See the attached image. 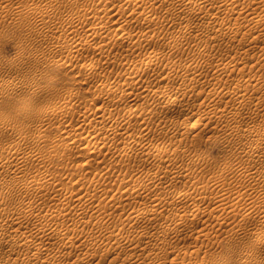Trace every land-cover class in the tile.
<instances>
[{
  "label": "rangeland",
  "instance_id": "rangeland-1",
  "mask_svg": "<svg viewBox=\"0 0 264 264\" xmlns=\"http://www.w3.org/2000/svg\"><path fill=\"white\" fill-rule=\"evenodd\" d=\"M46 1L2 0L0 2V10L6 6L8 9L11 8L3 14L0 11V113L9 119L7 127L0 131V155L4 153L5 146L19 141L15 128L26 129L32 137L35 136L32 133H41L45 137V140L40 143L45 161L29 160L25 164L24 179L27 176L32 177L46 171V164L50 162L49 170L59 177L67 179L85 175V182L89 184L93 178L90 170L93 171L96 168L106 173L105 176L96 179L111 190L119 187L117 192L123 191L124 198L126 196V200L122 199L121 203H118L119 207L113 208L115 210L113 214H116L117 211H126L124 212L125 218L135 206V208H139L147 203L150 204V202H159L161 199H163L162 206L170 205L165 206L166 210L164 207L161 211L158 209L159 211L153 214L154 217L151 215V219L150 216L142 219L138 227L139 230L135 229V223L133 224L130 219L126 220L120 216L117 219V216L112 214L108 218L106 217L107 224L111 229L114 228L115 233L125 229L128 230L125 234L129 233L130 235L128 241L127 238H122L118 241L119 244L114 242V247L108 254L107 250L105 251L104 243L106 241L113 243L114 241L109 231L104 229L105 232H103L104 230L100 229V232L95 219L84 221L87 225L83 224L84 222L80 225L74 222L80 217L85 219L86 214H91L93 212L91 208L94 207L83 206L84 213H80L71 205L72 207L69 209L72 214L68 210L71 220L51 219L52 223L47 221L45 224L56 226L59 221L61 225L63 224L64 230H67L71 235H79L80 231L87 233L85 230H88L90 235L98 236L100 243L99 245L90 244L80 237L82 240L77 239L76 242L69 243L70 246L74 245L72 250L70 246L67 249L64 248L65 241L62 239L47 238L40 241L42 246L51 247L42 258V264H74L76 258L74 252L81 256L88 255L91 258L88 260V264H264V36H260V34L264 35V3H262L264 1L255 0L256 2L251 1V3L249 0H238L240 3L234 0V6L240 7L241 4L245 6L246 9L242 5L240 7L244 9L243 11L236 7L227 9L225 5L223 6L224 1L221 0L216 2L218 4L222 2L217 4L218 9L216 10L218 11H215L219 14L222 13L218 14L219 17L227 15L225 16L227 17L226 26L229 29L236 25V27H243H241L242 30L240 28L235 31L236 39L233 35L230 37L224 35V37L219 34L221 22L216 23L219 28L209 26V17H207L209 14L204 15L205 17H197L194 11L189 10L190 13L187 11L184 15L182 13L181 17H177L178 19L167 21V17H169L167 8L160 3H158L159 5L156 3L159 8L156 4V7H151L150 3L148 4L150 0H144L143 5L141 3L143 0H138L140 3L133 2L134 0L131 2L130 0H113L114 2L112 0L109 2L107 0ZM38 2L39 5H37ZM111 2L112 4H110ZM106 5L113 6L109 12L102 10L104 9L102 7ZM123 6L125 7L123 8ZM134 6L137 10H134L136 9ZM119 7L120 10H118ZM154 8L157 11H153L156 10ZM113 9L118 10L119 14ZM145 9L150 12L149 15L153 16V19L149 17L147 21L144 20ZM236 9H239L243 14ZM132 10L135 11V14L131 12ZM141 11L143 12L140 13ZM246 12L249 14H245ZM250 12L258 17L260 15V18L262 16V25L256 23L255 27L253 22H249L252 15ZM114 13L115 15H112ZM226 13L229 14V18ZM142 14L145 16L143 17ZM138 15L140 19H136ZM237 15H239V19H236ZM245 16L250 17L246 19ZM71 17L74 18L73 22H71ZM161 17H164L163 20ZM157 18L159 20H155ZM186 18L193 22L194 28L191 27V31L184 29L186 26L183 20ZM228 19L234 27L232 24L230 25ZM123 21L127 22L123 23ZM158 21L159 23H157ZM179 22L182 23V26ZM119 23H121L120 26ZM149 24H151L150 28ZM158 24L160 27H154ZM169 24H171V28L168 27ZM162 25L165 27L164 29H162ZM100 26L103 29L99 28ZM247 27L251 32L253 30V33L247 31ZM125 30L126 35L128 33L130 35L126 36ZM259 31L260 33H258ZM122 32L123 36H121ZM237 32L240 33L237 34ZM216 33L219 34L217 36L219 38L215 37ZM171 34H174L176 38L170 46L168 42L172 40ZM197 34H200L199 36L203 34V37L200 38ZM132 35L137 38L135 37V39ZM252 35L256 36L258 44L254 43V47L248 41L253 37ZM139 36L143 37L145 42ZM220 36L223 38L220 39ZM186 37H189L187 41ZM129 39H134L133 42L136 41V43L133 44ZM189 40L194 43L192 44ZM209 41L210 43L207 44ZM177 43H180V47ZM198 43L201 45L199 46ZM134 46L135 48H133ZM132 48L137 50L132 51ZM247 48L248 50H245ZM243 49L251 53H246L245 59L241 58V56H245ZM147 56L154 59L150 60ZM121 57H123L122 60ZM144 57L146 58L142 59ZM220 58L221 60H219ZM240 59L245 62H241ZM229 60L230 62H228ZM135 61L138 63L137 67H132V63L135 66ZM165 62L168 63L167 66ZM227 62L232 69L223 65ZM169 63L171 64L169 65ZM88 66L94 69L89 70L86 68ZM168 66L170 67L168 68ZM134 68L137 69L134 70ZM138 71L140 74L137 73ZM130 74H132L131 77H129ZM115 80H120L121 83L119 81L116 83ZM131 82L132 84H130ZM110 83L116 87L110 86ZM108 85L115 91L110 89L112 93L106 91L109 88ZM237 85L241 86L242 90L238 96L234 91L235 88H232ZM119 92H122L121 95ZM243 101H246L245 105ZM41 109L46 110L42 117ZM101 110H105L104 112L107 113L105 117L109 118V121L106 119L101 123L106 127L99 123L98 129H94L93 125L95 124H91V121L102 120L101 117H96L97 112ZM91 113L96 115L92 116ZM108 114L109 116H107ZM228 115H233V117ZM194 117L201 118L200 126H191V120ZM86 119L89 120V123L84 121ZM224 120L230 121L228 122L230 124ZM113 124L118 129L114 134L112 133ZM108 126L109 128H107ZM233 126L236 129H233ZM91 129L99 131L91 134ZM65 134L67 135L65 136ZM258 137L262 138V141L260 138L258 141ZM20 142L24 152L35 145L31 141ZM58 147L62 149V152L53 153L51 149ZM257 149H260V152ZM91 150L94 151L93 154H90ZM258 156L260 157L257 158ZM14 168V166L10 167V172L7 174H0V183L12 182L15 177ZM258 174L260 175L257 176ZM259 177L260 179H258ZM120 178H124L123 184L120 183ZM134 180H139V182L136 184ZM129 182L132 185H129ZM124 183L127 184L124 185ZM121 184L122 186H120ZM180 190L186 192L189 197L187 202H181L183 204H178L173 199ZM129 192H132V195L131 193L127 195ZM19 193L18 190H14L12 194L0 197V201L9 208L17 206L21 197ZM46 196L49 197L48 205L43 206L44 209L50 207V204L54 205L52 207L58 203L60 205L59 199L49 200L53 196ZM34 198L30 197L26 200L29 199L31 202ZM170 198L173 200L170 201ZM165 201L167 202L165 203ZM195 204L199 206L196 207ZM85 207L90 211H86ZM171 209L173 211H170ZM184 209L187 211L185 210V212ZM76 212L78 215L75 216ZM79 215L80 217H78ZM168 215L170 218H166V221L165 217ZM185 216L188 218L186 219ZM121 218L124 221L121 222ZM172 218L175 220L178 218L177 223L173 222ZM109 219H112L113 222ZM169 220L171 221L169 222ZM0 222H7L5 212L2 210L0 211ZM64 223H68L69 226ZM126 223L128 227L125 225ZM173 223H175L174 226ZM179 223L182 225L177 226ZM143 225L149 229L144 237L140 236L142 229L145 230ZM32 227V222L26 221L21 232L29 231ZM171 227L173 230L171 229L169 232ZM95 228L97 231H94ZM159 229H166L163 236L156 233ZM133 231H135L134 235L131 234L134 233ZM17 233L20 232L16 225H11L0 233V243L5 244V248L2 247L0 250V262L22 264L13 258L14 255L9 256V251L7 252L9 244ZM96 233L102 234L100 236ZM157 235L160 239L157 238ZM122 240L130 242L132 245L126 241L124 244ZM135 241L138 245L135 244ZM65 250L71 251L72 255L65 254ZM19 252L22 255L26 254V247L19 248ZM40 259L35 258V261L39 262ZM27 264H33V262H27Z\"/></svg>",
  "mask_w": 264,
  "mask_h": 264
},
{
  "label": "bare ground",
  "instance_id": "bare-ground-1",
  "mask_svg": "<svg viewBox=\"0 0 264 264\" xmlns=\"http://www.w3.org/2000/svg\"><path fill=\"white\" fill-rule=\"evenodd\" d=\"M2 1V0H1ZM0 1V2H1ZM43 1H46V0H43ZM57 1H59V0H57ZM106 1V0H105ZM108 2H109V0H107ZM111 1V0H110ZM133 1V0H132ZM135 1H137L138 2V0H134L133 2H135ZM219 0H153V1H151L150 0V2H148V4L150 3V6L152 7H156V5L158 4V3H160L161 5H164L166 8H167V13L169 14V17H167V18H165V19H167V21H172L174 18H177V17H179L182 13H183V15H184V13L185 12H189V10H192V11H194L195 13V15L197 16V17H200V16H203V17H205L204 15H206V14H209V16H207V17H209V26L210 25H212L213 26V28L215 27V26H217V22H221V24H219V25H221V28H220V31H219V34L220 35H226L227 37L229 36H231V35H233V37L235 38V35H234V33H235V31H238V29L240 30V28L242 27H240V26H238V27H236L237 25L236 24H234V25H236L235 27L233 26V24L232 23H230V19H228L229 20V23H230V25L232 24V27H234V28H230L229 29V27H227L226 26V20H227V17H225V16H227V15H225L224 17L223 16H221V17H219L218 16V14L219 13H216V11H218V10H216V9H218V5L219 4H221L222 2H220L219 4L218 3H216V2H218ZM221 1H224V2H226V4H224V2H223V6L225 5L226 7H227V9L228 8H233V7H236V6H234V0H231V1H229V0H221ZM253 2V1H255V0H249V2ZM261 1V0H260ZM264 1V0H263ZM47 2V1H46ZM45 2V3H46ZM51 2V1H50ZM53 2V1H52ZM112 2H114L113 0H112ZM112 2L110 3V4H112ZM123 2V1H122ZM126 2V1H125ZM129 2V1H128ZM127 2V3H128ZM130 2H131V0H130ZM146 2V1H145ZM237 2H240V1H238L237 0ZM247 2V1H246ZM248 2V3H249ZM251 2V3H252ZM256 2V1H255ZM258 2V1H257ZM138 3H140V2H138ZM142 3V5H143V3H144V0H143V2H141ZM157 3V4H156ZM241 3V2H240ZM245 3V2H244ZM247 3V4H248ZM262 3H264V2H262ZM44 4V3H43ZM43 4H41V5H43ZM102 4V3H101ZM108 4V3H107ZM120 4H121V2H120ZM135 4V3H134ZM146 4H147V2H146ZM147 4V6H148V8H149V5ZM156 4V5H155ZM218 4V5H217ZM238 4V3H237ZM246 4V3H245ZM244 4V5H245ZM258 4V3H257ZM37 5H39V2H38V4ZM50 5V4H49ZM49 5H48V7H49ZM124 5V4H123ZM145 5V4H144ZM159 5V4H158ZM157 5V6H158ZM160 5V6H161ZM236 5V4H235ZM242 6H243V4H241ZM240 5V7H242ZM250 5V4H249ZM252 5V4H251ZM29 6V5H28ZM44 6V5H43ZM103 6V5H102ZM101 6V7H102ZM109 6V5H108ZM107 5L106 6H104V7H102V8H104V9H102V10H105V11H108L109 12V10H111L112 9V5L110 6V7H108ZM115 6V5H114ZM120 6V5H119ZM126 6V5H125ZM125 6H123V8L125 7ZM129 5L127 4V7H128ZM136 6H137V4H136ZM147 6H146V8H147ZM8 6H6V7H3L2 8V10H0L1 12H2V14H3V12H8L10 9H8L7 8ZM27 7V6H26ZM25 7V8H26ZM35 7V6H34ZM41 7V6H40ZM46 5H45V9H46ZM132 7V6H131ZM135 7V6H134ZM138 7V6H137ZM143 7V6H142ZM222 7V6H221ZM225 7V8H226ZM240 7H236V8H239L241 11H243L244 9H241ZM244 8H245V6H243ZM249 7V6H248ZM20 8H22V7H20ZM19 8V9H20ZM30 8H32V7H30ZM29 8V9H30ZM37 8V7H36ZM35 8V9H36ZM136 8V7H135ZM158 8H159V6H158ZM161 8V7H160ZM224 8V7H223ZM14 9V8H13ZM39 9V8H38ZM43 9V8H42ZM41 9V10H42ZM49 9V8H48ZM134 9V8H133ZM143 10H144V7L142 8ZM153 9V8H152ZM152 9H151V11H152ZM154 9H156V8H154ZM163 9V8H162ZM220 9V8H219ZM237 10V11H240V10ZM246 9V8H245ZM21 10V9H20ZM19 10V11H20ZM25 10V9H24ZM34 10V9H33ZM37 10V9H36ZM113 10H115V9H113ZM118 10H120V7H119V9ZM118 10L116 11H114V12H118ZM128 10V9H127ZM134 10H137V8L136 9H134ZM139 10V9H138ZM146 10V9H145ZM160 10V9H159ZM216 10V11H215ZM232 10H234V9H232ZM12 11V10H11ZM38 11H40V9L38 10ZM43 11V10H42ZM153 11H157V9L156 10H153ZM165 11V10H164ZM223 11V10H222ZM228 11V10H227ZM240 11V13H242ZM250 11V10H249ZM0 12V13H1ZM21 12H23V10H21ZM131 12H133V10L131 11ZM135 12V11H134ZM133 12V14H135ZM143 11H141L140 13H142ZM163 12V11H162ZM221 12V11H220ZM225 12V11H224ZM232 12H234V11H232ZM19 13V12H18ZM42 13H44V12H42ZM107 13V12H106ZM121 13V12H120ZM122 13H123V11H122ZM121 13V14H122ZM137 13V12H136ZM190 13V12H189ZM235 13H236V11H235ZM251 14H252V12H250ZM40 14H41V12H40ZM118 14H119V12H118ZM120 14V15H121ZM125 14V13H124ZM132 14V13H131ZM138 14H139V12H138ZM150 12H148V10H146V16L145 15H143V17L145 16V19L144 20H148V18L149 17H151L150 15ZM222 14V13H221ZM221 14H219V15H221ZM226 14H228V13H226ZM231 14V13H230ZM238 14H239V12H238ZM243 14V13H242ZM245 14H249V13H245ZM244 14V15H245ZM112 15H115V13L114 14H112ZM119 15V16H120ZM130 15V14H129ZM128 15V16H129ZM188 15V14H187ZM191 15V14H190ZM194 15V16H195ZM236 15V14H235ZM243 15V16H244ZM254 16V19H252L253 18V16ZM251 15V21H249V22H253V24H254V26L256 27V23H258V24H261L262 23V16H261V18H260V15H259V17L257 16V18L255 17V15L254 14H252ZM123 16V15H122ZM125 16V15H124ZM127 16V15H126ZM154 16H156L155 14H154ZM161 16V15H160ZM159 16V17H160ZM163 16V15H162ZM166 16H168V15H166ZM189 16V15H188ZM192 16H193V14H192ZM232 16V15H231ZM234 16V15H233ZM136 17V16H135ZM135 17H133V19L135 18ZM153 17V16H152ZM151 17V18H152ZM181 17V16H180ZM206 17V19H208ZM239 17V15H237V18L236 19H239L238 18ZM242 17V16H241ZM247 17H250V16H247ZM246 16H245V18L246 19H248ZM119 18H121V16L119 17ZM147 18V19H146ZM150 18V19H151ZM155 18V17H154ZM162 18V17H161ZM164 18V17H163ZM163 18L161 19V20H163ZM189 18V17H188ZM193 18V17H192ZM195 18V17H194ZM228 18H229V14H228ZM244 18V17H243ZM125 19V18H124ZM136 19H140V17H139V15H138V18L136 17ZM149 19V20H150ZM153 19V18H152ZM164 19V20H165ZM178 19V18H177ZM185 19V18H184ZM199 19V18H198ZM233 19V18H232ZM231 19V20H232ZM250 19V18H249ZM117 20H119V19H117ZM121 20V19H120ZM122 20H123V18H122ZM129 20V19H128ZM135 20V19H134ZM155 20H159V18H157V19H155ZM155 20H153V21H155ZM176 20V19H175ZM192 20V19H191ZM202 21H204L203 19H201ZM74 21V18L73 17H71V22H73ZM135 21H137V20H135ZM145 21V22H146ZM166 21V22H167ZM177 21H179V20H177ZM181 21V20H180ZM184 22V24H185V26H186V28H184V29H187V31H191L190 30V28L191 27H193L194 28V26H193V22L192 21H190V19H187L186 18V20H183ZM199 22H200V20H198ZM238 21V20H237ZM237 21H234V22H237ZM245 21V20H244ZM127 21H123V23H126ZM129 22V21H128ZM142 22H143V20H142ZM149 22V21H148ZM174 22V21H173ZM172 22V23H173ZM196 22V21H195ZM194 22V23H195ZM241 22V21H240ZM248 22V23H249ZM136 23V22H135ZM144 23V22H143ZM157 23H159V21L157 22ZM156 23V24H157ZM179 23H181V22H179ZM198 23V22H197ZM202 23V22H201ZM207 23H208V21H207ZM241 23H243V22H241ZM247 23V24H248ZM152 24H154V23H152ZM163 24H164V21H163ZM166 24V23H165ZM175 24V23H174ZM196 24V23H195ZM216 24V25H215ZM238 24V23H237ZM244 24V23H243ZM242 24V25H243ZM119 26L121 25V23H119L118 24ZM143 25V24H142ZM150 25L151 24H149V28H150ZM166 25H168V24H166ZM171 24H169V28H171V26H170ZM197 25V24H196ZM199 25H200V23H199ZM201 25H203V23L201 24ZM200 25V26H201ZM204 25H206V24H204ZM241 25V24H240ZM245 25V24H244ZM262 25V24H261ZM263 25H264V22H263ZM124 26V25H123ZM163 26V25H162ZM162 26H161V28H162ZM174 26H176V24L174 25ZM181 26H182V23H181ZM184 25H183V27H185ZM248 26V25H247ZM250 26H252V25H250ZM249 26V28H251L252 29V27H250ZM253 26V27H254ZM260 26V25H259ZM122 27V26H121ZM154 27H160V25L158 24V26L156 25H154ZM153 27V28H154ZM180 27V26H179ZM178 27V28H179ZM183 27H182V29H183ZM196 27H198V26H196ZM205 27V26H204ZM208 27V26H207ZM218 27V26H217ZM99 28H102L103 29V27L102 26H100ZM165 27L163 26V28L162 29H164ZM167 28V27H166ZM168 28V29H169ZM202 28V27H201ZM210 28V27H209ZM219 28V27H218ZM217 28V29H218ZM243 28V27H242ZM242 28H241V30H242ZM248 28V27H247ZM249 28H248V30L247 31H250L249 30ZM260 28V27H259ZM262 28V27H261ZM102 29H99V31H102ZM189 29V30H188ZM192 29V28H191ZM216 29V28H215ZM257 29V28H256ZM264 29V28H263ZM157 30H158V28H157ZM166 30V29H165ZM175 30V29H174ZM180 30H181V27H180ZM195 30H197L196 28H195ZM201 30V29H200ZM202 30H203V28H202ZM210 30V29H209ZM211 30H213V29H211ZM233 30V31H232ZM258 30H260V29H258ZM257 30V31H258ZM95 31V30H94ZM170 31V30H169ZM176 31H178L179 32V30L178 29H176ZM184 31V30H183ZM183 31H181L182 33H183ZM214 31H217V30H214ZM231 31H232V33H231ZM245 31V30H244ZM246 31V32H247ZM97 33H98V31H96ZM95 32V33H96ZM129 32V31H128ZM147 32V31H146ZM208 32V31H207ZM218 32V31H217ZM92 33V32H91ZM101 33V32H100ZM154 34H155V32H153ZM153 33H152V37H153ZM162 33V32H161ZM160 33V34H161ZM170 33V32H169ZM176 33V32H175ZM174 33V34H175ZM180 33V32H179ZM187 33V32H186ZM192 33H193V31H192ZM196 33V32H195ZM202 33V32H201ZM240 33V32H239ZM238 32H237V34H239ZM250 33H253V30H252V32L250 31ZM257 33V32H256ZM256 33H255V35H256ZM258 33H260V31L258 32ZM262 33V32H261ZM263 33H264V30H263ZM93 34V33H92ZM122 35L121 36H123V32L121 33ZM129 35H130V33H128ZM127 34V35H128ZM134 35H135V33H133ZM137 34V33H136ZM142 34V33H141ZM144 34H145V32H144ZM149 34V33H148ZM166 34H168V33H166ZM174 34L172 35L171 34V37H172V40H169V42L166 40V42H168L169 44H170V46H171V43H172V41L173 40H175V38H176V36H174ZM176 34H178V33H176ZM184 34V33H183ZM190 34V33H189ZM215 34V33H214ZM217 35L215 36V37H217L219 34L218 33H216ZM125 35H126V30H125ZM126 35V36H127ZM140 35V34H139ZM163 35H164V32H163ZM196 35V34H195ZM198 35V34H197ZM200 35V34H199ZM198 35V36H199ZM203 35V34H202ZM201 35V36H202ZM241 35H242V33H241ZM255 35H252L253 37L251 38V37H249V38H251V39H249L248 41H249V43H252L253 44V47H254V43H256L257 44V39H256V36ZM125 36V37H126ZM133 36V35H132ZM141 36V35H140ZM139 36V37H140ZM142 36H143V34H142ZM147 36V35H146ZM162 36V35H161ZM170 36V35H169ZM179 37H180V35H178ZM182 36V35H181ZM189 37H191V35H188ZM198 36H197V38H198ZM201 36H199L200 38H201ZM204 36H205V34H204ZM210 36V35H209ZM213 36V35H212ZM211 36V37H212ZM223 36L221 37L220 36V39H222L223 38ZM255 36V37H254ZM260 36L262 37V36H264L263 34H260ZM91 37H92V35H91ZM96 37H98V36H96ZM125 37H124V39H125ZM134 38L136 37V36H133ZM151 37V39H153ZM158 37V36H157ZM163 37V36H162ZM167 37V36H166ZM178 37V38H179ZM183 37V36H182ZM189 37H186V41H187V39L189 38ZM203 37V36H202ZM210 37V38H211ZM225 37V36H224ZM237 37V36H236ZM239 37V36H238ZM258 37H259V35H258ZM94 38V37H93ZM128 38V37H127ZM137 38V37H136ZM135 38V39H136ZM150 38V37H149ZM160 38V37H159ZM191 38H193V37H191ZM190 38V39H191ZM197 38H194L195 40L197 39ZM200 38H198V39H200ZM205 38H207L206 36H205ZM217 38H219V37H217ZM92 39V38H91ZM140 39L142 40L143 39V37L141 38L140 37ZM166 39V38H165ZM164 39V40H165ZM167 39H170V38H167ZM180 39V38H179ZM203 39V38H202ZM209 39V38H208ZM212 39H213V37H212ZM225 39V38H224ZM231 39V38H230ZM236 39V38H235ZM263 39V38H262ZM262 39H261V41H262ZM129 40H132V39H129ZM134 40V39H133ZM133 40H132V43L133 44H135L136 43V41H134L133 42ZM140 40V41H141ZM145 39H143V41H144ZM147 41H148V39H146ZM178 40V39H177ZM193 40V39H192ZM191 40V41H192ZM194 40V41H195ZM204 40V39H203ZM202 40V41H203ZM207 40V39H206ZM210 40V39H209ZM213 40H215V38L213 39ZM219 40V39H218ZM227 40H229V39H227ZM139 41V40H138ZM150 41V40H149ZM180 41V40H179ZM185 41V42H186ZM190 41V40H189ZM190 41V42H191ZM205 41V40H204ZM216 41V40H215ZM230 41H232V39L230 40ZM247 41V42H248ZM145 42V41H144ZM144 42H142V44H144ZM162 42H163V40H162ZM174 42H176V41H174ZM174 42H173V44H174ZM178 42V41H177ZM197 42H199V41H197ZM131 43V44H132ZM139 43V42H138ZM192 43V42H191ZM194 43V42H193ZM192 43V44H193ZM201 43V42H200ZM208 43H210V41L209 42H207V44ZM163 44H165V43H163ZM169 44H166V45H169ZM173 44H172V46H173ZM176 44V43H175ZM178 44V43H177ZM180 44V43H179ZM179 44H178V46H179ZM185 44V43H184ZM187 44H188V42H187ZM205 44V43H204ZM203 44V45H204ZM238 44V43H237ZM248 44V43H247ZM256 44H255V47H256ZM140 45V44H139ZM198 45H199V43H198ZM201 45V44H200ZM199 45V46H200ZM240 45V44H239ZM246 45V44H245ZM258 45V44H257ZM133 46V45H132ZM195 46V45H194ZM207 46V45H206ZM250 46V45H249ZM168 47V46H167ZM174 47V46H173ZM173 47H170V48H173ZM180 47V46H179ZM248 47V46H247ZM252 47V46H251ZM133 48H135V46L133 47ZM133 48H132V51H134L133 50ZM137 48V47H136ZM177 48V47H176ZM200 48V47H199ZM139 49H140V46H139ZM174 49V48H173ZM173 49H172V51H173ZM180 49V48H179ZM253 49V48H252ZM137 50V49H136ZM135 50V51H136ZM175 50V49H174ZM178 50V49H177ZM176 50V51H177ZM181 50V49H180ZM239 50H241V49H239ZM244 50V49H243ZM242 50V51H243ZM245 50H248V48L247 49H245ZM244 50V51H245ZM157 52V51H156ZM173 52H175V51H173ZM180 52V51H179ZM239 52H241V51H239ZM251 52V51H250ZM262 52H263V50H262ZM152 53V52H151ZM155 53V52H154ZM153 53V54H154ZM178 53V52H177ZM242 53V52H241ZM246 53H249V52H246L245 51V56H241V58L243 57H246ZM124 54V53H123ZM152 54V55H153ZM158 54V53H157ZM249 54H251V53H249ZM248 54V55H249ZM148 55V54H147ZM243 55V54H242ZM260 55H262L261 53H260ZM264 55V54H263ZM122 56V55H121ZM148 56H151L150 54L148 55ZM147 56V57H148ZM157 56V55H156ZM155 57V56H154ZM159 57L161 58L162 56H160L159 55ZM159 57H158V60H159ZM250 57V56H249ZM122 58L123 57H121V60H122ZM146 57H144V58H142V59H145ZM149 58V57H148ZM156 58V57H155ZM164 58H165V56H164ZM242 58V59H243ZM258 58H259V56H258ZM262 58V57H261ZM263 58H264V56H263ZM150 59V58H149ZM152 59H154L153 57H152ZM152 59H150V60H152ZM161 59H163V58H161ZM245 59V58H244ZM206 60V59H205ZM204 60V61H205ZM219 60H221V58L219 59ZM218 60V61H219ZM224 60V59H223ZM223 60H222V62H223ZM230 60H232V59H230ZM230 60L228 61V62H230ZM241 60V59H240ZM246 60H247V58H246ZM141 61V60H140ZM168 61V60H167ZM166 61V62H167ZM235 61H236V59H235ZM234 61V62H235ZM244 61V60H243ZM242 60H241V62H243ZM147 62H149V61H147ZM152 62V61H151ZM164 62V61H163ZM166 62H165V64H166ZM169 62V61H168ZM207 62V61H206ZM217 62V61H216ZM224 63L223 65L226 67V68H228V67H230L231 65L229 64V63ZM238 62H240V61H238ZM245 62V61H244ZM143 63H144V61H143ZM143 63H142V65H143ZM150 63V62H149ZM219 63V62H218ZM133 65H134V63H132ZM136 64H138L136 61H135V66H133L132 65V67H137V65ZM147 64V63H146ZM168 64V63H167ZM167 64H166V66H167ZM171 63H169V65H170ZM221 64V63H220ZM232 64V63H231ZM237 64H239V63H237ZM236 64V65H237ZM245 64V63H244ZM219 65V64H218ZM222 65V64H221ZM220 65V66H221ZM230 65V66H229ZM127 66V65H126ZM140 66V65H139ZM139 66H138V70H139ZM223 66V67H224ZM235 66V65H234ZM238 66V65H237ZM237 66H235V67H237ZM241 67H242V65H240ZM170 66H168V68H169ZM222 67V68H223ZM87 69H89V70H92V69H94V68H92V67H86ZM131 68V67H130ZM188 68V67H187ZM186 68V69H187ZM218 68V67H217ZM219 68H221V67H219ZM238 68V67H237ZM240 68V67H239ZM129 69V68H128ZM135 69H137V68H134V70ZM224 69V68H223ZM230 69H232L231 67H230ZM127 70V69H126ZM132 70V69H131ZM225 70V69H224ZM229 70V69H228ZM234 70V69H233ZM188 71V70H187ZM126 72H128V70L126 71ZM132 73V72H131ZM138 74H140L139 73V71L137 72ZM136 74V73H135ZM131 75L132 74H130V76L129 77H131ZM137 75V74H136ZM220 77V76H219ZM225 77V76H224ZM126 78V77H125ZM128 80H130L129 78H127ZM127 79H125V80H127ZM259 79V78H258ZM125 80H123V81H125ZM132 80H133V78H132ZM220 81L222 80V79H219ZM225 80V79H224ZM120 83H121V81L120 80H118ZM118 81H114V82H116V83H118ZM258 81V80H257ZM256 81V82H257ZM111 83H112V81H110ZM125 82H127V81H125ZM255 82V83H256ZM260 82H261V80H260ZM111 83H110V86H114V84L113 85H111ZM128 83V82H127ZM222 83V82H221ZM106 84V83H105ZM109 84V83H108ZM123 84V83H122ZM121 84V85H122ZM126 84V83H125ZM130 84H132V82L130 83ZM134 84V83H133ZM107 85V84H106ZM105 85V86H106ZM118 85V84H117ZM109 86V85H108ZM109 86V88L106 90V91H108V92H110V90L111 91H115L114 90V88L116 87V86H114V88H112V87H110ZM232 88H235V90L234 91H236V94H237V96H238V93H240L242 90H241V86L239 87V85H237L236 87H232ZM110 89V90H109ZM242 89H243V87H242ZM246 90V89H245ZM118 91V90H117ZM117 91H116V93H117ZM121 91V90H120ZM232 92V91H231ZM231 92H229V93H231ZM244 92V91H243ZM242 92V93H243ZM110 93H112V92H110ZM121 93L122 92H119V94L121 95ZM234 93V92H233ZM241 93V94H242ZM118 94V93H117ZM113 95H115L114 93H113ZM119 95V96H120ZM234 95H235V93H234ZM240 95V94H239ZM243 95H245V94H243ZM242 95V96H243ZM118 96V97H119ZM229 96V95H228ZM231 96V95H230ZM237 96H235V97H237ZM117 97V96H116ZM245 100V99H244ZM242 101V100H241ZM240 101V102H241ZM247 101V100H246ZM245 101V102H246ZM244 102V101H243ZM244 102V105L246 104ZM24 105H26V104H24ZM243 105V104H242ZM241 105V106H242ZM241 109V108H240ZM239 109V110H240ZM243 109H244V107H243ZM105 110H101V111H98L97 112V116L96 117H101L102 118V120H97V119H95V117H94V119L95 120H93V122L91 121V124L92 123H94L95 125H93L94 126V129H98V124L100 123H102V122H104L106 119V121H109L108 119L109 118H106L105 117V114H107V113H105L104 112ZM45 112H46V110L45 109H41V111H40V115H41V117L42 116H44L45 115ZM241 112V111H240ZM48 113V112H47ZM223 113V112H222ZM92 114V113H91ZM235 114V113H234ZM93 115H96V114H92V116ZM220 115H221V113H220ZM107 116H109V114L107 115ZM112 115L110 114V117H111ZM226 116V115H225ZM229 116V115H228ZM237 116V115H236ZM221 117V116H220ZM223 117V116H222ZM229 117H233V115L231 116H229ZM101 118H98V119H101ZM113 118V117H112ZM91 119H93V118H91ZM201 118H197V117H194L192 120H191V126L192 127H197V126H200V123L202 122L201 120H200ZM222 119V121H223V118H221ZM226 119H227V117H226ZM229 119V118H228ZM234 119H235V117H234ZM233 120V119H232ZM0 121H1V126H0V131H3L4 130V128H6L7 127V125L9 124V119L7 118V116L6 115H4V114H2V113H0ZM85 122L87 121V119L86 120H84ZM89 121V120H88ZM87 121V122H88ZM225 121V120H224ZM116 122V121H115ZM225 122H227V120L225 121ZM228 122H230V121H228ZM227 122V123H228ZM89 123V122H88ZM87 123V124H88ZM112 123H113V120H112ZM228 124H230V123H228ZM102 126H104V124H101ZM111 125V124H110ZM92 127V126H91ZM104 127H106V125L104 126ZM113 127H114V129H113V131H112V133L114 134V133H116L117 132V127L116 126H114V124H113ZM102 128V127H101ZM101 128H99L100 130H101ZM107 128H109V126L107 127ZM112 128V127H111ZM233 129L235 128V126H233L232 127ZM254 128V127H253ZM105 129V128H104ZM236 129V128H235ZM252 129V128H251ZM255 129V128H254ZM258 129V128H257ZM15 130V133H16V136L18 137V139H19V141H17V142H15V143H13V144H10V145H7V146H5L4 147V153L2 154V155H0V166H1V170H0V174H7L8 172H10V167H12V166H14L15 168H14V173H15V177H13V180H12V182L10 183H0V197H2V196H5V195H8V194H12V192L14 191V190H18L20 193V199H19V201L17 202V206H14V207H12V208H9V207H7L6 205H5V203L4 202H2V201H0V211L2 210V211H4L5 212V215H6V220H7V222H4V223H2V222H0V233H2L3 231H5L9 226H11V225H16L17 227H18V230H19V232L20 233H17V234H15L14 235V237H13V240L11 241V243L9 244V246H8V249H7V252L9 251V256H12V255H14L13 256V258L14 259H17V260H19L20 262H22V264H27V262H33V264H42V258L46 255V253L51 249V247H49V246H42V244H41V242L40 241H44L45 239H47V238H50V237H53V238H57V239H62V240H64L65 241V246H64V248L65 249H67L70 245H69V243H73V242H76L77 241V239L79 240V239H81L80 237H83L82 239H84V240H86L87 242H89L90 244H96V245H99V238H98V236L97 235H90L89 233H88V230H85V231H87V233L86 232H83V231H80V233H79V235H71L67 230H64V226H62L61 225V223L58 221L59 219H61L62 218V221L64 220V221H69V220H71L72 218H70L71 216H70V214H69V212H68V210H70L71 209V207L73 206V207H75L76 208V211H78V212H80V213H84L83 211H82V208H83V206H93L94 208L96 207L97 208V210H96V208H95V210H94V208H91L92 210H93V212L90 214L89 213V215L88 214H86V218L85 219H83V218H81L80 217V215H82V214H80L78 217H80L79 219L77 218V219H75V224H79L80 225V223H83L84 221H87L88 219H89V221H90V219H95V221H97V227L99 226V231H100V229H102V230H107V231H109L110 232V234L113 236V237H111V238H113L114 239V241H113V243L111 242V241H106L105 243H104V247H105V251L107 250V254H108V252L110 251V249H113V247H114V242H117L118 243V241H120L122 238L123 239H125V238H127L126 240L128 241V238H130V235H129V233L128 234H125L126 232H128V230L126 231L125 229L123 230L124 231V234H123V231L121 232V230H120V232L118 231V233H115L116 231L114 230V228L113 229H111V227L107 224V222H106V220H105V218L107 217H109L111 214L113 215V216H117V219L119 218V216L120 217H122L123 219H130L131 220V222H133V224L135 225V229L136 230H139L138 229V227L140 226V222L142 221V219L144 220L145 218H147V217H149L150 216V219L152 218L151 217V215H153V214H155V213H157L159 210L158 209H160V211H161V209L164 207V210H166L165 209V206H169V205H164V206H162V202H163V199H161V201H159V202H150V204L149 203H147V205H144V206H142V205H140V206H142V207H139V208H135L134 207V209H130L131 211L128 213V215L124 218V212H126V211H124V212H120V211H117V213L116 214H113V212L115 211L114 209H116V207L118 206L119 207V205L120 204H118V203H121V201H122V199H125L126 198V196H125V198H124V194L120 191V192H117V191H119V187L118 188H115L114 190H111V188H107L106 186H104L98 179H96L97 177H102V176H105L106 175V173H103L102 171H99L98 169H93V171H92V169L90 170V172H91V174H92V176H93V178H92V180L90 181V183L89 184H86V182H85V178H86V176L85 175H82V176H79V177H77V178H74V177H72V178H61V177H59L58 175H56L54 172H51L50 170H49V166H50V162H47V164H46V171H44V172H42L41 174H39V175H34V176H27L25 179L23 178V176L25 175V173H26V171H25V164L29 161V160H31V159H36V160H43V161H45V155H44V152H43V149L41 148V146H40V143L42 142V141H44L45 140V137H44V135L43 134H41V133H32V135H35V136H30L29 134H28V132H27V130L26 129H20V128H15L14 129ZM92 131H91V134H95L97 131H99V130H97V131H95V130H93V129H91ZM249 130V129H248ZM251 131V130H250ZM253 131V130H252ZM251 131V132H252ZM257 131V130H256ZM259 131H261V130H259ZM258 131V132H259ZM248 133H250V132H248ZM251 134V133H250ZM255 135L257 134L256 132L254 133ZM260 134V133H259ZM258 134V135H259ZM67 134H65V136H66ZM261 136H262V134H261ZM259 138L260 137H258V141H259ZM262 138H260V140H261ZM264 140V139H263ZM20 141H31L32 143H34L35 145L33 146V147H31V149L30 150H28V151H22V143L20 142ZM262 141V140H261ZM0 142H1V140H0ZM256 142V141H255ZM257 143V142H256ZM261 144L259 143V146H260ZM257 146H258V144H257ZM263 146V145H262ZM255 147V146H254ZM261 149V148H260ZM259 149V150H260ZM52 151H53V153H55V154H58V153H60V152H62V149L60 148V147H58V148H52L51 149ZM249 150V149H248ZM247 150V151H248ZM258 150V149H257ZM258 150V151H259ZM253 151V150H252ZM255 151V150H254ZM262 151V150H261ZM93 150H91L90 151V154H93ZM256 152V151H255ZM260 152V151H259ZM255 154V153H254ZM257 155V154H256ZM260 155H261V153H260ZM253 156V155H252ZM260 156H258L257 158H259ZM164 162V161H163ZM162 163V162H161ZM167 163V162H166ZM160 165V164H159ZM164 165V164H163ZM83 167H84V165H82ZM86 166V165H85ZM82 168V167H81ZM88 168V167H87ZM83 169V168H82ZM86 170H88V169H86ZM85 171V170H84ZM259 172V171H258ZM257 172V173H258ZM261 172V171H260ZM262 172H263V170H262ZM18 174H20V175H18ZM253 174V173H252ZM255 174V173H254ZM263 174V173H262ZM250 175V174H249ZM256 175V174H255ZM254 175V176H255ZM260 174H258L257 176H259ZM264 177V176H263ZM27 179V180H26ZM258 179H260V177L258 178ZM263 180V179H262ZM120 183H122L123 184V182L125 181L124 180V178H120ZM141 181H143V180H141ZM134 182L137 184V182H139V180H134ZM261 182H263V181H261ZM264 183V182H263ZM122 184L120 185V186H122ZM127 184V183H126ZM125 183H124V185H126ZM132 185V183H130L129 182V185ZM134 184V183H133ZM135 184V185H136ZM139 184V183H138ZM261 184V183H260ZM140 185V184H139ZM145 185V184H144ZM262 185V184H261ZM128 186V185H127ZM137 186V185H136ZM124 187V186H123ZM135 187V186H134ZM126 188V187H125ZM131 188V187H130ZM140 188V187H139ZM118 189V190H117ZM121 189V188H120ZM123 189V188H122ZM124 190V189H123ZM126 191H127V188H126ZM129 191V190H128ZM135 191V190H134ZM16 192V191H15ZM133 192V191H132ZM132 192H129V194H127V195H130V193H131V195H132ZM134 193V192H133ZM138 194V193H137ZM137 194H135V195H137ZM201 194H203V193H201ZM46 195H52L53 197H51L49 200H60V205H59V203H58V205H55V207H52V206H54V205H52L51 206V204L49 205L50 207H48L47 209H44L43 208V206H45V205H48L47 204V202H48V198L49 197H47ZM30 197H35L34 198V200H32L31 202H29L30 200L29 199H27L26 200V198H30ZM134 197V196H133ZM173 197V196H172ZM130 198V197H129ZM132 198V197H131ZM130 198V199H131ZM121 199V200H120ZM127 199H128V197H127ZM133 199V198H132ZM174 202H178V204L179 203H181V202H184V201H188L189 200V197H188V194L186 193V192H184V191H182V190H180V191H178L177 192V194H175L174 195ZM173 199H171L170 198V201L171 200H173ZM126 200V199H125ZM129 200V199H128ZM167 200H169L168 198H167ZM120 201V202H119ZM131 201V200H130ZM186 201V202H187ZM192 201H194V200H192ZM52 202H55V201H52ZM167 201H165V203H166ZM173 202V201H172ZM171 202V203H172ZM185 202V203H186ZM195 203H197V201H194ZM255 202V201H254ZM123 203V202H122ZM193 203V202H192ZM55 204V203H54ZM57 204V203H56ZM164 204V203H163ZM175 204V203H174ZM177 204V203H176ZM181 204H183V203H181ZM72 205V206H71ZM196 205V204H195ZM180 206V205H179ZM179 206H177V207H179ZM199 205H196V207H198ZM172 207V206H171ZM174 207H176V206H174ZM181 207V206H180ZM179 207V208H180ZM195 207V206H194ZM195 207V208H196ZM70 208V209H69ZM86 208V207H85ZM89 208V207H88ZM114 208V209H113ZM168 208H170V207H168ZM186 208V207H185ZM90 209V208H89ZM119 209V208H118ZM181 209V208H180ZM183 209V208H182ZM187 209V208H186ZM186 209H184V211L186 210ZM193 209V208H192ZM200 209V208H199ZM73 210H75V209H73ZM83 210H84V208H83ZM121 210V209H120ZM175 210V209H174ZM71 211V210H70ZM86 211H88L87 210V208H86ZM90 211V210H89ZM88 211V212H89ZM129 211V210H128ZM168 211V210H167ZM170 211H173L172 209L170 210ZM180 211V210H179ZM178 211V212H179ZM187 211V210H186ZM185 211V212H186ZM193 211V210H192ZM118 212H120V213H118ZM177 212V211H176ZM203 212H204V210H203ZM74 213H75V211H74ZM77 213V212H76ZM160 213H162V212H160ZM159 213V214H160ZM171 213V212H170ZM173 213V212H172ZM180 213H181V211H180ZM183 213V212H182ZM191 213V212H190ZM189 213V214H190ZM194 213V212H193ZM198 213V212H197ZM196 213V214H197ZM249 213V212H248ZM71 214H72V211H71ZM84 214V215H85ZM183 214H185V213H183ZM182 214V215H183ZM202 214V213H201ZM75 216L76 215H78V213L77 214H74ZM157 215V214H156ZM161 215V214H160ZM74 216V217H75ZM83 216V215H82ZM159 216V215H158ZM157 216V217H158ZM171 216V215H170ZM174 217H175V215H173ZM187 216V215H186ZM185 216V218L187 219L188 217H186ZM191 216V215H190ZM193 216H194V214H193ZM73 217V218H74ZM153 217H154V215H153ZM156 217V216H155ZM178 217V216H177ZM59 218V219H58ZM112 219H113V217H111ZM121 218V219H122ZM168 219V218H170L169 217V215H168V217H165V219ZM181 218V217H180ZM51 219H58V220H56V221H58V223H57V225L56 226H50V225H48L52 220ZM112 219H109V220H111L112 221ZM121 220V222L122 221H124V220ZM167 219H166V221H167ZM173 219V222L175 221L176 223H177V219L175 220L174 218H172ZM224 219V218H223ZM51 220V221H50ZM108 220V219H107ZM114 220V219H113ZM115 220H116V218H115ZM26 221H31L32 222V224H33V227H32V229H30L29 231H24V232H21V228H22V226L25 224V222ZM49 222V223H47V225L45 224L46 222ZM55 221V220H54ZM73 221V220H72ZM110 221V222H111ZM120 221V220H119ZM163 221V220H162ZM171 220H169V222H170ZM179 221V220H178ZM73 222V223H74ZM88 222V221H87ZM94 222V221H93ZM109 222V221H108ZM113 222V221H112ZM116 222V221H115ZM126 222V221H125ZM180 222H181V220H180ZM185 222V221H184ZM52 223V222H51ZM69 223V222H68ZM68 223H64V224H67L68 225ZM71 223V222H70ZM69 223V224H70ZM86 222H84L83 224H85ZM91 223V222H90ZM120 223V222H119ZM118 223V224H119ZM127 223H128V221H127ZM127 223L125 224V225H127ZM162 223V222H161ZM166 223H168V222H166ZM182 223V222H181ZM181 223H179V225H177V226H180V224ZM112 224V223H111ZM132 224V223H131ZM142 224H143V222H142ZM174 224L175 223H173V226H174ZM85 225H87V224H85ZM146 225V224H145ZM145 225H143V228H145V230H143L142 229V231H141V235L140 236H142V237H144L145 235V233H148V231H149V229H146V227H144ZM163 225V224H162ZM162 225H161V227H162ZM165 225V224H164ZM171 225V224H170ZM182 225V224H181ZM66 226V225H65ZM69 226V225H68ZM67 226V228H69ZM84 226V225H83ZM121 226V225H120ZM123 226V225H122ZM130 226V225H129ZM149 226V225H148ZM168 226V225H167ZM86 227V226H85ZM113 227V226H112ZM115 228H116V226H114ZM126 227V226H125ZM127 227H128V225H127ZM134 227V226H133ZM132 227V228H133ZM160 227V228H161ZM164 227H166V226H164ZM170 227V226H169ZM66 227H65V229H67ZM94 228V227H93ZM122 228V227H121ZM130 228V227H129ZM173 227H171L170 228V230H169V232L171 231V229H172ZM119 229V228H118ZM123 229V228H122ZM127 229V228H126ZM141 229V228H140ZM151 229V228H150ZM81 230H82V227H81ZM91 230V229H90ZM96 230V228L94 229V231ZM105 230L103 231V232H105ZM129 230H131V228L129 229ZM166 230V229H165ZM165 230L164 229H162V230H158L156 233H158V235H161V236H163L164 234V232H165ZM173 230V229H172ZM97 231V230H96ZM168 231V230H167ZM101 232V231H100ZM132 232V231H131ZM134 233H131V234H135V231H133ZM137 233V232H136ZM91 234H93V233H91ZM96 234H100V233H96ZM102 234V233H101ZM101 234H100V236H101ZM104 234V233H103ZM109 234V233H108ZM140 234V233H139ZM139 234H138V236H139ZM157 235V238H159V236ZM166 235V234H165ZM106 236H109V235H106ZM136 236V235H135ZM134 236V237H135ZM137 237V236H136ZM141 237V238H142ZM101 238V237H100ZM103 238H105V236H103ZM110 238V239H111ZM81 239V240H82ZM107 240H108V237L106 238ZM132 237H131V241H132ZM137 239V238H136ZM139 240H140V238H138ZM160 239V238H159ZM105 240V239H104ZM104 240H103V242H104ZM112 240V239H111ZM125 240V241H126ZM146 240V239H145ZM124 241V242H125ZM126 241V242H127ZM137 241V240H136ZM136 241H135V244H136ZM141 241H142V239H141ZM140 241V242H141ZM83 242V241H82ZM122 242H123V240H122ZM123 242V243H124ZM125 242V243H126ZM102 243V242H101ZM116 243V244H117ZM124 243V244H125ZM127 243H130V242H127ZM119 244V243H118ZM131 245H132V243H130ZM129 244V245H130ZM141 244V243H140ZM142 244H143V242H142ZM101 246H102V244H100ZM136 245H138V244H136ZM22 246H24V247H26V251H27V253L26 254H24V255H22L20 252H19V248H22ZM89 246V245H88ZM119 246V245H118ZM117 246V247H118ZM127 246V245H126ZM125 246V247H126ZM133 246H135L134 244H133ZM140 246V245H139ZM5 248V244H3V243H0V250H1V248ZM71 248H72V250L74 249V245H71L70 246ZM98 247V246H97ZM116 247V248H117ZM121 247H123V246H121ZM131 247V246H130ZM116 248H115V250H116ZM119 249H121V248H119ZM132 250H133V247L131 248ZM118 250V249H117ZM135 250V249H134ZM89 251V250H88ZM105 251H103V252H105ZM65 252V254H67L68 256H71L72 254H71V251H68V250H65L64 251ZM74 252V251H73ZM85 252V251H84ZM77 253V252H76ZM87 253V252H86ZM89 253V252H88ZM106 253V252H105ZM111 253V252H110ZM109 253V254H110ZM113 254V253H112ZM74 256L76 257L75 258V261H74V264H88V260L89 259H91V258H89V256L88 255H84L83 254V256H81V254H75V252H74ZM93 256V255H92ZM94 257V256H93ZM93 257H92V259H93ZM35 258H41L40 259V261L38 262V261H35ZM139 258H140V256H139ZM143 260V259H142ZM145 260V259H144ZM143 260V261H144ZM92 261V260H91ZM142 261V262H143ZM90 263V262H89ZM144 263V262H143ZM0 264H11V263H8V262H0ZM53 264H56V263H53Z\"/></svg>",
  "mask_w": 264,
  "mask_h": 264
}]
</instances>
